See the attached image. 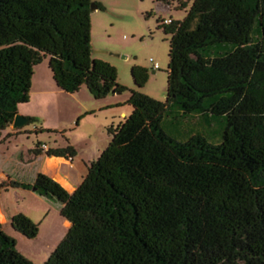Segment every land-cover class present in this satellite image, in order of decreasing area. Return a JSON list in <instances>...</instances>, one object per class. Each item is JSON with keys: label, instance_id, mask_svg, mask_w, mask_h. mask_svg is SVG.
<instances>
[{"label": "trees", "instance_id": "16d2710c", "mask_svg": "<svg viewBox=\"0 0 264 264\" xmlns=\"http://www.w3.org/2000/svg\"><path fill=\"white\" fill-rule=\"evenodd\" d=\"M188 2L182 21H157L169 37L160 102L139 92L145 68H131L128 89L91 59V0H0V138L46 58L59 91L127 93L131 109L72 194L42 173L18 185L69 223L44 264H264V0ZM10 226L39 232L23 214ZM0 264H34L1 227Z\"/></svg>", "mask_w": 264, "mask_h": 264}, {"label": "rangeland", "instance_id": "374dc122", "mask_svg": "<svg viewBox=\"0 0 264 264\" xmlns=\"http://www.w3.org/2000/svg\"><path fill=\"white\" fill-rule=\"evenodd\" d=\"M166 1L91 0V4H99L103 10L91 11L90 15L91 59L102 60L113 66L117 72V82L128 89L135 88L131 68L134 65L145 68L149 77L145 87L139 92L160 102L166 100L169 37L158 29L157 21H182L185 17V10L179 9V3H184L185 0ZM193 1L188 2L187 9ZM151 61L158 65V70H152ZM48 65L46 58L34 71L37 76L48 74L53 83ZM82 89L88 93L86 87ZM44 90V96L36 95L33 90L32 98H29L22 110L37 118L33 124L25 126V130L34 131V127L45 129L36 134L32 132L23 135L5 146L0 143V160L3 154L9 157L18 153L21 162L25 164L33 159L37 144L61 149L69 145L76 152L74 164L82 176H86L85 166L97 161L111 142L107 128L111 125L116 128L123 118H114L115 111L108 110L105 101L95 100L89 94L87 98L82 93L66 95L60 92L57 95L55 90L52 91L50 83L45 84ZM127 95L124 93L118 97L122 105L125 104L124 98ZM90 110L94 112H88ZM122 110L127 116L131 113L126 107ZM211 142L217 144L216 140ZM16 163L19 165L20 161ZM0 174H10L1 163ZM0 190L1 202L10 212L23 214L39 225L38 235L33 240L10 230L18 252L34 264H44L69 229L66 221L60 217L57 205L12 187L5 180H1Z\"/></svg>", "mask_w": 264, "mask_h": 264}, {"label": "crops", "instance_id": "0c3cea01", "mask_svg": "<svg viewBox=\"0 0 264 264\" xmlns=\"http://www.w3.org/2000/svg\"><path fill=\"white\" fill-rule=\"evenodd\" d=\"M46 83H50V87L52 88V91L55 90V94L58 95L61 92L58 89L54 88L55 86L53 85L54 82L52 83L50 76L48 74L44 73V74H40L37 76L36 71H34L32 81H31V87H30V98H32L33 90L36 91V95L44 96L45 94L44 87ZM82 88L77 93L78 94L82 93L87 98L88 93L86 94V91ZM75 94H71V95H75ZM66 95H70V94H66ZM119 96L120 95H110L102 100L106 102L108 110L115 111L114 118L118 117V118L125 119L126 117H128L127 116L128 114L122 109L124 107H126L128 110H131V109L125 106V104L122 105V101L118 98ZM127 98L128 96H125L124 102H126ZM22 109L23 107L19 108L18 114L26 118L32 117L34 119H37L35 115L25 112ZM92 111L94 112V110H90L88 112H92ZM43 129L45 128L34 127V131L30 132L28 130H25V127L20 130H15L12 128V126H10L5 131L2 132L0 143L1 145L5 146L7 145V143L19 137H22L23 135H28L29 133H32V132H35L36 134ZM47 129L51 130V128H47ZM58 149H61V148L51 147L50 145H44L43 147H41L40 145V147L37 149V152L33 154V159L29 160L25 164L21 162V159L19 158L18 153H15L13 155L11 154L9 157L8 156L6 157L5 154H3L2 155L3 157L0 160V163L3 167L4 166L6 167V169L10 172V174H7V175L0 174V183H1V180H5L12 187L24 190L18 185L20 184L32 185L36 175L38 173H42V174L47 175L51 179H53L58 184H60L69 194H72L76 190V188L82 183L85 176H82V174L78 170V167L74 164L76 152H75V156L73 157H69V156L57 157V156H49L46 154L48 150H58ZM18 160L20 161L19 165H17L16 163ZM88 166H85V167L88 168ZM23 167L26 169H22ZM17 172H19L18 175H17ZM12 177H15V178H12ZM15 184H18V185H15ZM24 191L30 192L31 194H34L35 196H37L32 191H28V190H24ZM0 193H1V190H0ZM16 214H17L16 212H10L9 209L3 205L0 199V227L8 235H10V230H11V226H10L11 218ZM68 228H69V225H68Z\"/></svg>", "mask_w": 264, "mask_h": 264}, {"label": "water", "instance_id": "95a60500", "mask_svg": "<svg viewBox=\"0 0 264 264\" xmlns=\"http://www.w3.org/2000/svg\"><path fill=\"white\" fill-rule=\"evenodd\" d=\"M95 10H96V7L93 4H91V11H95ZM28 124H29L28 118H25L20 114H17L12 123V128L15 130H20L24 128L25 126H27Z\"/></svg>", "mask_w": 264, "mask_h": 264}, {"label": "built area", "instance_id": "2783aa9c", "mask_svg": "<svg viewBox=\"0 0 264 264\" xmlns=\"http://www.w3.org/2000/svg\"><path fill=\"white\" fill-rule=\"evenodd\" d=\"M152 66V70H158V65L154 64L153 61L150 62Z\"/></svg>", "mask_w": 264, "mask_h": 264}, {"label": "bare ground", "instance_id": "6f19581e", "mask_svg": "<svg viewBox=\"0 0 264 264\" xmlns=\"http://www.w3.org/2000/svg\"><path fill=\"white\" fill-rule=\"evenodd\" d=\"M66 224H67V225H69V223H68V222H66Z\"/></svg>", "mask_w": 264, "mask_h": 264}]
</instances>
